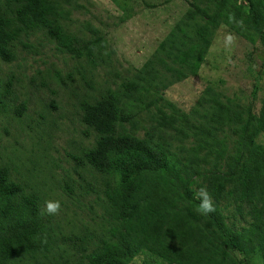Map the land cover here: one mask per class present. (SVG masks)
<instances>
[{
	"label": "trees",
	"instance_id": "trees-1",
	"mask_svg": "<svg viewBox=\"0 0 264 264\" xmlns=\"http://www.w3.org/2000/svg\"><path fill=\"white\" fill-rule=\"evenodd\" d=\"M186 1V19L141 67L123 74L99 31L72 20L83 7L75 0H0L1 61L16 60L19 48L39 53L44 41L73 60L65 74L52 66L30 82L45 88L56 77L69 86L82 134L92 138L72 155L75 171H94L98 177L82 191L104 197L95 229L65 233L40 214L44 201L27 191V180L0 162V264H131L142 254L167 264H234L259 253L264 264V147L256 141L264 133V96L255 112L253 103L208 88L187 114L161 93L197 74L220 23L264 45V0H241L245 12L238 0ZM39 31L43 42L30 43ZM99 69L104 80H95ZM14 79L0 80V114L19 120L27 101L15 102ZM191 186L207 189L215 211L190 213L200 203Z\"/></svg>",
	"mask_w": 264,
	"mask_h": 264
},
{
	"label": "rangeland",
	"instance_id": "rangeland-1",
	"mask_svg": "<svg viewBox=\"0 0 264 264\" xmlns=\"http://www.w3.org/2000/svg\"><path fill=\"white\" fill-rule=\"evenodd\" d=\"M75 1L83 7L73 11L72 20H77L80 27L89 23L99 31L112 51L114 67L123 74L130 73L126 69L133 72L141 67L166 35L172 32L175 24L186 19L185 12L189 7L186 0ZM237 4L244 11L243 1L238 0ZM235 23L237 25V20ZM229 36L233 37L231 42L227 41ZM28 41L35 45L42 43L43 35L39 31ZM43 44L39 53H26L19 48L16 60L9 63L0 60V80L13 73L16 77L13 86L15 102L27 101V112L19 120L12 114H0V162L9 163L17 178L27 180L30 185L27 191L35 190L42 197L43 208L48 200L60 201L59 214L50 216L55 227L64 228L65 233L70 229L80 231L85 224L95 229L104 214V197L100 193H83L82 183L98 176L85 167L77 170L82 179L75 171L72 159L82 145L91 144L92 138L82 134V124L78 115L73 113L69 86L56 77L45 88L37 89L30 82L31 75L52 66L65 74L73 60L58 52L53 43L44 41ZM98 73L100 78L95 80L106 78L101 77L103 69H99ZM161 77L170 79L169 74ZM77 81L75 85L79 84ZM208 88L223 97L239 100L242 105L253 103L257 112L264 96V45L258 35L249 40L235 27L220 23L197 74H188L162 88L161 93L165 101L188 114L199 108L198 100ZM51 100L56 108L51 107ZM145 123L148 126L149 123ZM256 141L264 147L263 132L257 135ZM191 188L197 194V187ZM197 209L193 206L189 211L197 216L201 214ZM244 223L243 219L239 220L237 226ZM98 239L96 237L95 240ZM131 264L167 262L142 254L136 255ZM234 264H263L262 256L260 253L247 254L242 261Z\"/></svg>",
	"mask_w": 264,
	"mask_h": 264
},
{
	"label": "clouds",
	"instance_id": "clouds-1",
	"mask_svg": "<svg viewBox=\"0 0 264 264\" xmlns=\"http://www.w3.org/2000/svg\"><path fill=\"white\" fill-rule=\"evenodd\" d=\"M233 37L229 36L227 37V41L231 42ZM197 199L200 200V203L198 205V211L202 214H208L213 211H215L214 204L212 202V197L208 193L206 188H201L196 194ZM61 210V203L60 201H53L48 200L45 202V207L41 210L40 214L43 215H49V216H55L58 215Z\"/></svg>",
	"mask_w": 264,
	"mask_h": 264
}]
</instances>
